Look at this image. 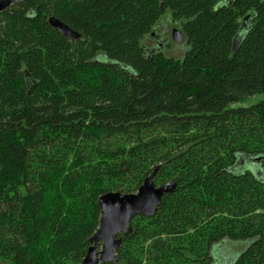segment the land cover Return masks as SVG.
<instances>
[{
	"label": "trees",
	"instance_id": "trees-1",
	"mask_svg": "<svg viewBox=\"0 0 264 264\" xmlns=\"http://www.w3.org/2000/svg\"><path fill=\"white\" fill-rule=\"evenodd\" d=\"M163 20L183 34L179 58L155 43ZM259 94L264 0L11 6L0 14V264H81L98 198L136 193L155 167L156 186L177 187L154 217L131 220L109 264H264V100L231 107Z\"/></svg>",
	"mask_w": 264,
	"mask_h": 264
},
{
	"label": "water",
	"instance_id": "water-1",
	"mask_svg": "<svg viewBox=\"0 0 264 264\" xmlns=\"http://www.w3.org/2000/svg\"><path fill=\"white\" fill-rule=\"evenodd\" d=\"M27 0H0V14L11 6ZM49 25L62 36L78 40L80 35L65 23L53 17L48 19ZM174 42H182L183 34L174 29L171 33ZM236 52V48L233 50ZM158 171L153 172L143 181L136 193L122 194L109 192L101 195L97 204L100 208L99 225L90 239L88 248L81 264H109L116 261V251L122 243V237L132 231L131 220L136 216L152 218L161 205L162 198L171 194L177 187L175 182H168L156 186L153 179ZM122 236V237H119Z\"/></svg>",
	"mask_w": 264,
	"mask_h": 264
},
{
	"label": "rangeland",
	"instance_id": "rangeland-1",
	"mask_svg": "<svg viewBox=\"0 0 264 264\" xmlns=\"http://www.w3.org/2000/svg\"><path fill=\"white\" fill-rule=\"evenodd\" d=\"M174 29H177L180 31L177 25L173 22H167L163 20L162 27L157 29V33H160V41H165L163 44L164 51L167 56H173L176 58L181 57L182 55V44L172 41L171 39V33ZM148 46L151 45L150 43L147 44ZM264 100V94L255 95L253 97L245 98L237 103H234L231 105V107H249L255 104H258L259 102ZM234 246V245H233ZM230 251H240L242 250L243 246H237V249H233L230 247Z\"/></svg>",
	"mask_w": 264,
	"mask_h": 264
},
{
	"label": "flooded vegetation",
	"instance_id": "flooded-vegetation-1",
	"mask_svg": "<svg viewBox=\"0 0 264 264\" xmlns=\"http://www.w3.org/2000/svg\"><path fill=\"white\" fill-rule=\"evenodd\" d=\"M165 41H160V38L155 39V43L159 45L160 48H163V44Z\"/></svg>",
	"mask_w": 264,
	"mask_h": 264
}]
</instances>
